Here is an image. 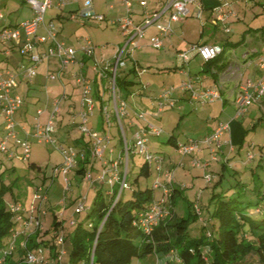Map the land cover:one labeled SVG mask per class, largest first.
Here are the masks:
<instances>
[{
	"label": "built area",
	"instance_id": "2783aa9c",
	"mask_svg": "<svg viewBox=\"0 0 264 264\" xmlns=\"http://www.w3.org/2000/svg\"><path fill=\"white\" fill-rule=\"evenodd\" d=\"M25 4L32 8L33 15L27 20H23L15 24L14 26H3L0 29V54L10 57L15 47L20 51L22 56L29 62L27 65H23L19 70L13 71L8 69H0V110L4 114L5 127L3 134L0 136V153L7 154V157L11 160L17 159L22 161H29L32 154V144L49 145L58 150L60 157L63 158V162L56 169V172L63 177V184L65 186L64 194L70 191V175L74 173V170L79 166V161L86 160L87 152L81 150L79 147L67 146L59 144L57 137V115L61 112V98L56 99L53 103V109L49 113V118L46 123H42L38 118L43 112L39 110L36 115V121L32 124L30 130H26L24 126L20 125L15 119V115L18 110L24 105L23 97L15 93V89L19 85V77L24 80H32L36 74V69L44 61H48L52 58L58 59L61 65L60 71L57 74L48 73L47 76L50 80H57L61 71H65L72 64L77 61V54L83 53L84 58H93L95 54V47L91 43L90 37L86 36L82 43L79 44V49L75 47L66 46V42L63 39L60 31L55 28L53 24L48 26L45 23L44 16L48 10L57 7L58 9H66L69 4L74 0H24ZM93 0H84L83 8L78 12H73L69 15V18L76 22H94L102 23L106 20L102 13H96L93 9ZM164 2L163 12L169 9L168 19L166 24H158L156 19L159 18L162 12H157L149 15L147 0H137L143 9V21L139 24L134 22L133 3L132 0H118L125 8V14L119 21V31H121L124 41L122 46H117L116 52L111 60H105L101 58L99 61L95 60L94 72L97 76L105 77L108 80V87L110 89V106L103 105L101 115H103L105 122V130L102 134L94 131L90 125V119L94 116L96 110V102L94 101V88L92 81L80 73L76 77L77 85L81 88L82 98H80L81 107L78 112L73 114L74 122H77V128L81 131V134L85 137L91 138V148L89 157L102 165L99 170V174L95 179L92 171H87L84 178L88 181L91 180V186L96 184H104L105 182L110 184V190L112 191L115 185L120 184V192L128 188L126 182L129 174V161L130 154L136 153L146 160L149 166L154 165L156 171H160V164L164 161L162 155L152 154L149 151L147 137H158L163 134L162 129L154 127L145 118V113L135 112V116L141 120L143 127L137 132L135 131L130 142L126 140V129L123 127L124 121L128 119L132 114L129 111V104L127 100L122 99L119 87H117L118 70L127 68L128 59L139 49L138 42L144 37L145 29L155 25L158 34L154 35L149 44L152 48H161L163 46L162 40L173 33L171 25L173 23L181 22V20L188 18L189 6H196L194 14L197 18L201 17V0H162ZM213 25H219L222 30L229 33V26L231 18L236 15L232 12V6L227 0H217L216 6L212 10ZM4 15L0 12V18ZM45 26V33L40 35L38 30ZM222 52V48L219 45L209 44L201 45L195 43L178 53L177 63L178 69L182 74L186 76L183 80L182 91L188 92V98L191 102H200L201 104H212L214 101H220L221 96L215 88L203 89L197 82L198 77H192L190 73L184 69V67L190 63V61L196 56H200L203 61H209L210 59L218 56ZM256 67L260 70L259 78L254 80H247L246 83L241 84L238 93L235 94L234 110L235 116L246 113L248 106L256 102H261L264 99V56L259 57L256 60ZM170 93L166 92L163 95L157 97V106L155 113H162L164 109L174 107L176 105L175 99L169 97ZM112 121H116V126L120 128L122 132L123 151L120 152L117 159L109 160L105 157V153H114V149L111 148L112 144ZM228 124H219L209 135H203L196 139L187 138L185 143L178 144L176 146V153L182 158L186 156L190 157V166L193 168H206L207 163L199 160L195 154L204 147L209 152L210 161L216 160L215 148L220 146V136L228 130ZM232 147L230 146L229 149ZM248 161L253 159L252 155H248ZM120 166L124 167V173L120 170ZM211 175L205 174L204 180L211 182ZM166 183H155L153 189L162 190L161 194L168 200L170 198L171 187L174 181L173 174H165ZM97 186V185H96ZM43 189L39 187L33 197V205L31 208H27L23 203H11V213L14 216L15 225L10 228L11 237L8 241V247L2 250L0 256V264H4L7 257L17 251L25 250L23 254V260L26 264H50V257L53 256L52 264H62L66 249H65V237L66 234L63 229L58 228L54 230L52 238L54 248L47 249L43 244L39 245L35 250H28V242L33 234L41 230L43 232V219L47 216V210L45 208V199L47 195H43ZM66 196V195H65ZM65 196L61 201V205L65 202ZM78 205L75 213H80L88 209L85 205L86 198L79 196ZM169 202V201H168ZM168 202L164 200L158 201L155 199L147 211L141 214V218L137 221V224L143 229L147 236L153 232L154 228L159 223L170 217L171 209L166 207ZM197 215L200 216L199 209H196ZM202 218L198 220L201 221ZM76 224L75 221L71 223L72 226ZM208 236V235H207ZM52 249L54 250L52 253ZM50 252V256L49 253ZM175 260H178L175 253L172 254Z\"/></svg>",
	"mask_w": 264,
	"mask_h": 264
},
{
	"label": "rangeland",
	"instance_id": "374dc122",
	"mask_svg": "<svg viewBox=\"0 0 264 264\" xmlns=\"http://www.w3.org/2000/svg\"><path fill=\"white\" fill-rule=\"evenodd\" d=\"M0 12H4L6 16L10 18V21H14L16 17L20 15L22 10V5L20 4L19 0H12V4L15 2L17 5L13 4L12 8L7 6L10 0H0ZM230 1V0H228ZM234 4V11L237 12L239 15V19L237 18L235 21L229 23V34L222 33L219 28L215 29L209 24H205L203 28H200L203 21L198 19L196 16L189 18L188 20L196 26L197 32H204L203 41L215 43L217 45H221L223 43V39L226 38L232 43H237L242 34L246 30L250 29H258V34H261V39H255L254 34L255 30L250 31V38L251 41L248 44L260 43L262 44L261 53L264 54V0H233ZM54 10H49L47 13V18L49 17L54 18L55 16ZM58 21V20H57ZM73 22V21H72ZM202 22V23H201ZM75 23V22H74ZM58 30L64 36L65 34L62 33V24L60 22H56ZM64 25L68 26V22ZM104 26V25H103ZM103 26L98 27H88L83 30V33L79 35L81 40L84 37L88 36L91 39V43L95 47V54L93 58H88L89 64L91 68H94L95 60H100L104 58L105 60H111V56L115 51V46H117V42L121 41L120 34L115 29L111 31L108 29L107 31L102 28ZM179 29V28H178ZM199 29V30H198ZM184 28L179 29V32H182ZM263 37V38H262ZM195 38H198V35L195 37H185L186 42L193 41ZM64 39V38H63ZM82 42H76V40L71 41V45L76 47L77 50L79 49V44ZM121 43V42H120ZM177 48V47H176ZM175 48V49H176ZM105 51L104 55H101L100 51ZM183 50V49H182ZM144 51V50H143ZM99 52V53H98ZM176 51L172 49L164 48V45L159 48H148L147 51L141 52L139 55H135L134 58L128 59V68L137 66L136 72L137 77L134 74H131V77L134 81H136L134 86L130 87L128 92L123 91L121 93V98L128 101L129 104V111L133 117L135 125L133 127H127L128 121H124L123 127L126 129V140L130 142L131 138L133 137V132H137L141 125L144 123L139 120L134 114L135 112L138 113H145V118L150 122L154 127H159L162 129L163 134L158 136V138H148V147L149 152L154 154H160L163 156L164 161L160 164L161 170L158 172L155 170L154 166H149L150 174L147 177H141L138 179L139 187L142 189H146V187L153 188L155 183H166L165 181V174L170 173L173 174L174 179H177L181 192L177 194L175 197L174 204L172 208L174 209L176 215L180 219H187V230H190V235L194 237V239L199 240L203 238V235H208L214 231L217 227L216 221H211L210 212L211 208L209 205V199L211 196V191L213 190H222L227 189L230 184H236V182L246 183L245 194L246 198H249V194H251V190L257 187L261 188V191L264 192V119L261 123H256L254 128H251L253 120H244L246 125H248V134L245 136L244 146L240 150V154H235L237 161L235 158L228 163V167H226L225 172L223 173L224 176L220 179L219 182L218 177L220 176V172L217 175L209 172L207 174L211 175V182L207 183L203 175L200 176L198 169H192L187 167L186 169L177 167V166H169L170 162L174 161L177 164L180 162L181 156L176 153V146L175 145H168L166 144L167 137L173 133L175 135L178 144L184 143L185 138L189 137L190 135H195L193 133L198 132L205 121H207V125L209 123H213L214 119L217 118V114H212L205 116L203 113L204 111H208V108L211 104H201L200 102H191L188 98V92L182 91V82L185 80L186 76L180 74V70L178 69L177 63V56ZM197 57V62L192 66L191 69H196L200 62H203L200 56ZM195 57V58H196ZM139 59V64L136 62ZM185 70L188 71L187 65L184 67ZM120 72V70H118ZM190 71V70H189ZM188 71V72H189ZM195 72L190 71V75L192 77H196ZM96 74V73H95ZM194 74V75H193ZM28 85L26 83L23 84L22 81H19V85L14 90L16 94H21L23 99H25V103L23 104L28 105L31 111L37 110L39 108H43V104L38 102L37 100L45 97L43 94V90H40L38 87L33 86L30 90H28ZM75 86L78 87L77 82L75 81ZM107 89L105 91L104 101L107 105L110 106V89L106 86ZM79 88V87H78ZM169 92V97L175 99L176 102H183L184 100L185 105L183 109L177 110L178 107H170L168 109H164L163 112L158 113L156 115L155 110L157 106V97L159 95H163L164 93ZM185 98V99H184ZM80 99V98H79ZM184 99V100H183ZM24 101V100H23ZM96 110L94 115L96 118L102 117L100 115V104H96ZM184 111V112H183ZM3 113L0 110V136L3 134L1 132L2 129L5 127V119L3 117ZM184 118H180L183 116ZM213 116V117H212ZM73 117V116H72ZM157 117V119H156ZM252 116L251 118H253ZM264 118V117H263ZM72 119V118H71ZM67 123L69 120L64 119ZM73 120V119H72ZM255 120V119H254ZM117 122L112 121L111 130L112 135L114 136L112 139L111 148L114 149V153L109 154L107 151L105 153V157H108L109 160L117 159L120 152L123 150L122 142L120 138H123L122 132L120 128L116 126ZM75 125V124H74ZM58 126V125H57ZM57 129V128H56ZM100 131H103L102 128ZM57 137L59 139V144H64L67 146H72L74 139L78 137H82L81 131L74 126V129L71 130V136L69 137L68 133L60 129L58 130ZM192 137V136H190ZM87 138V137H86ZM253 141V145L250 144ZM256 144V145H255ZM263 151L262 160H259L260 150ZM32 154L30 156L29 161H22L17 159H9L7 154L0 153V191L3 193V202L6 205L7 212L11 211V203H23L27 206V208H31L33 205L32 197L35 194L36 190L41 187L43 189V195H47L45 199V208H47V203L49 200L56 207L54 210L47 209V224L43 225V232L45 231L46 235L53 238L54 230L51 228V224L54 221V211L62 219L63 222V231L65 234L73 233L75 227L71 225L73 221L76 223L78 220H85L86 218V211L80 213H74L76 210L77 205L72 203L70 205L71 199L74 196H77V199L80 197L88 199L85 203L86 207H90L93 202V196L96 194V188L91 186V180L88 181L84 178V176L74 172V174L70 175V191H67L64 194L65 186L63 184V176L56 172V169L59 165L63 162V158L60 157V153L58 150L54 149L52 146L49 145H38L36 143L32 144ZM238 148V147H237ZM235 148V150H237ZM248 155H252L255 159L253 162L248 165L247 157ZM130 161L128 166V180L129 184L134 183L133 180L140 175V168L144 165V158L136 153H131ZM244 162V163H243ZM259 162V164H257ZM31 163H36V167H31ZM216 165L220 166L219 162H214ZM255 169L254 173L252 174L251 169ZM221 168V167H219ZM120 170L124 173V167L120 166ZM237 171V173H235ZM92 172H94L92 170ZM96 174V172H95ZM97 175V174H96ZM46 177V179H45ZM95 177V176H94ZM62 183V184H61ZM101 184H97L100 186ZM103 189L107 190L110 187V184L104 183L102 184ZM135 188L138 187L136 183L133 184ZM63 188V190H62ZM214 191V192H215ZM162 190L155 189L154 196L155 199L158 201L164 200L168 202L169 200L161 194ZM132 191L131 189L124 190V194L122 195L124 199L131 198ZM66 195V196H65ZM65 196V202L59 206V202L62 201L63 197ZM48 200V201H47ZM79 200V199H78ZM58 203V204H57ZM69 203V204H68ZM61 204V202H60ZM67 206V211L65 212V216L60 214V210ZM75 205V206H74ZM196 209H199L201 212L200 218L201 221L198 219L193 218V216L189 215V212L194 214ZM255 208L250 209V213L253 217L258 218L260 213H255ZM197 214V212H196ZM58 220V219H57ZM44 223V222H43ZM204 227V228H203ZM41 230L37 231L36 234L32 235V238L36 240L40 237H45V235L41 236L43 233ZM52 238L49 239L47 242H44V247L47 249L51 248L53 245ZM209 238L206 237V239ZM209 240V239H208ZM66 245V254L63 260V264H67L69 255L68 251L71 250L72 242L69 240L68 237L65 239ZM200 250H202L203 256H206L208 259L212 257V252L209 249L208 245H205ZM52 249V253H53ZM18 253V252H17ZM15 254V259L20 258L18 255ZM168 258L170 260L173 259L172 255H169ZM53 259L51 255L50 261ZM140 258H136L137 261ZM257 256L255 254H249L246 259H244L245 264H256ZM23 260V259H22ZM142 261L141 264H156L158 258L155 254L151 253L148 256L140 259ZM24 260L22 261V263ZM26 264V263H23ZM49 264V263H48Z\"/></svg>",
	"mask_w": 264,
	"mask_h": 264
},
{
	"label": "trees",
	"instance_id": "16d2710c",
	"mask_svg": "<svg viewBox=\"0 0 264 264\" xmlns=\"http://www.w3.org/2000/svg\"><path fill=\"white\" fill-rule=\"evenodd\" d=\"M213 26L220 27L219 25ZM251 30H255L256 33L259 31L258 29H250L246 30L244 34L249 33ZM241 42L242 40L237 44ZM237 44L233 47H236ZM221 48L222 52L218 56L209 61L202 60L201 72L210 73V77L214 82L228 65L225 52L229 50V44L226 42ZM134 69L133 67L130 68L125 72L126 74H123L121 70L120 72L117 71L116 84L122 92H128L130 87L136 84V81L130 77L131 74L137 77V72ZM196 77L200 80L198 75ZM105 79V77H100V82L108 86V80L106 79V83ZM199 80L197 82L203 89H210L204 88ZM100 82H97L95 86L97 87ZM214 88L219 92V89ZM97 95L96 100L102 108L105 102L101 99L102 95ZM72 124L77 126V122ZM141 127H143V124ZM90 139L82 135L81 138L74 139L72 145L87 152L86 160L79 161V166L74 170L82 176L87 171L94 170L97 163L89 157ZM120 141L123 145L122 138H120ZM166 144L178 145L173 133L167 137ZM30 165L33 168L37 166L36 163ZM221 166L220 176L218 177L219 182L224 176L223 171L226 170L227 165L222 163ZM140 169V175L133 180L138 185L137 188L133 186L134 183L129 184L127 182V177V189L132 191L129 199H124L122 196L124 189L120 192V184L115 185L112 191L110 188L105 190L102 186H93L96 188V194L92 198L91 206L85 210L87 213L85 220H78L74 225L75 230L73 233L66 234V237L72 242L71 250L68 251L67 264H131L135 258L142 259L151 253L158 258V264H245L244 259L249 254L257 256L256 264H264V192L261 191L260 187L250 191V199L245 196L247 193L245 192L246 183L244 182H236V184H230L227 189L212 191L208 205L211 208L209 219L216 221L217 227L208 234L209 238L206 239L208 236L203 235V238L196 240L189 234L190 230H187L189 218L180 219L172 208L177 196L176 193L181 191L178 185L173 183L169 202L166 206L170 207L171 215L162 220L153 232L147 236L137 224V221L140 220L141 214L145 213L147 207L155 200L153 194L155 189L150 187L142 189L139 187L138 179L147 177L150 174L149 164L146 160H144V165ZM2 192L0 191V256L2 250L9 245L10 228L15 225L14 216L11 211L7 212L6 205L3 202ZM251 208H255V213H260L258 218L252 216L250 213ZM189 215L195 217V219L200 218L196 212L194 214L189 212ZM60 224L57 217H54L51 228L57 230ZM41 244L44 245V242L31 237L28 242V250H35ZM205 245H208L212 252V257L209 259L203 256L202 250H200ZM51 248H54V246L52 245ZM17 252L20 258L15 259L14 255L16 253H12L7 257L4 264H23L22 259L25 250L19 249ZM173 253L177 255L178 260L168 258Z\"/></svg>",
	"mask_w": 264,
	"mask_h": 264
},
{
	"label": "crops",
	"instance_id": "0c3cea01",
	"mask_svg": "<svg viewBox=\"0 0 264 264\" xmlns=\"http://www.w3.org/2000/svg\"><path fill=\"white\" fill-rule=\"evenodd\" d=\"M19 2L22 5L21 6L22 10L20 12V15L18 17H16L14 21H12V20L10 21V18L8 16H6L5 14H3L4 17L0 18V29L6 24L14 26L17 23L22 22L23 20H27L29 17H31L33 15L32 8L29 7L28 5H26L24 0H19ZM83 2H84V0H74L64 10L58 9L57 7L52 8V10H54L56 12L54 15L55 16L54 18H52L53 16L49 17V19L46 17L47 13L49 12V10H48L46 13V16H44L45 23L48 26H51V24H53L55 26V28H57V29H59V28L57 27L56 22H60L62 24L61 31L63 34H65L62 37L64 38V40L66 42L65 44L68 47H71V46L73 47V45H71V41H73V40H76V42L77 41L81 42L79 35H81L83 33H79V32H83V30L88 28L89 26L90 27H93V26L94 27H98V26L101 27L103 25L104 26L102 28H104V30H106V31L108 29L110 31L112 29H115L116 31H118V33L120 34L121 41L117 42L118 43L117 46H122V43L124 41V37L122 36L121 31H119V21L121 20V18L125 14L124 6L121 3H119L118 0H93L92 4H93L94 12L102 13L103 16L106 18L105 21H103L102 23L96 24V23L90 22V21L81 23V22H76L75 20L70 19L69 15H71L73 12H78L80 9L83 8V6H84ZM147 2H148V6H147L148 8L147 9L149 11V15H152L155 12H157L158 14L160 12H162L160 14L161 16L156 19V22H158V24H166L167 19H168L169 9H167L166 11L163 12L164 2L162 0H147ZM228 2L232 6V12H234V14L236 15L234 18H231V20H230V23H231V22L235 21L237 18L239 19V16H238L239 14L234 11V7H233L234 1L230 0ZM0 3H1V1H0ZM132 3H133L132 17L134 19V22L139 24V22L143 21V19H144V16L142 14L143 9H142L140 3L137 2V0H132ZM13 4L15 5V7L17 6L15 4V2ZM13 4H12V0H10V2L7 4V6H10V8H12ZM216 4H217V0H201V5H202V10L200 12L201 17L198 19L203 21V23L201 22L202 24H201L200 28H203L205 24H209V22H210L211 26H213L212 10L216 6ZM189 9H190V11H189L190 15L188 16V18L181 20V22L173 23L171 25V28L173 29V33L171 35L167 36V38H164L162 40L164 48H166L167 50L172 47V49L175 50L176 53H178V52L182 51V49L183 50L189 49V47L195 43H201V44H206V45L215 44V43H210V42L208 43V42L203 41L201 39L204 36V32L202 30H201V32H197L196 26L194 27V24L191 22L193 20H190V21L188 20L189 18L195 16V14H194V10H196L195 4L190 5ZM66 22H68V26L64 25ZM154 26L155 25L153 24L152 26L145 29L146 30L145 35L138 42L140 47L138 50H136V52L132 56L133 58L135 57L136 54L139 55L141 52H144V51L146 52L148 48H151V46L149 44V40L154 35L158 34V31H157V29H155ZM213 27L215 29L219 28V30L222 31V33H226L222 30L221 27H215V26H213ZM178 28L179 29L184 28V30H182V32H179ZM45 30H46L45 26L42 25V27L38 30V34H40V35L44 34ZM226 34H229V33H226ZM251 34H254L253 37H255V39H261V36H262L261 34H258L256 32L251 33ZM251 34H250V32L245 33V34L243 33L242 37H240V39H239V41L242 40V42L239 44L232 43L226 38L223 39V43L221 45L219 44V46H223V44L227 42L229 44L230 48L228 51L225 52V58L228 62V65H226V67H225L226 69L224 70V72H222L221 74L218 75L216 82H214L212 80V78L210 77V73H206V72L202 73L201 72V66H202L203 62H200L198 64L199 66H197L196 69H194V70L191 69L192 66L198 61L197 57L192 59L191 62L188 64V66H187L188 71L190 70L191 73L195 72L194 74H196V76L197 75L199 76V78H200L199 82L202 84V86L204 88H210L211 89V88L216 87L217 89H219V96H221V100L212 102V104L208 108V111L203 112L205 114V116H208V117H209V115H212L215 113L217 114V118H213L214 119L213 123H209L207 125V121H205V123L202 124L203 128H201L198 132L193 133L195 135H190L192 137L189 136L187 138H190V139L191 138H199L203 135L204 136L209 135L213 131V129L219 124H228L229 128L226 132H224L223 135L220 136L219 148L218 147L215 148L216 160L210 161L209 154H208L209 152H207V150L204 147H202V149H200V151L196 152L195 156L199 160H201L202 162L207 163L206 168L205 167L204 168H202V167H200V168L191 167L189 164L191 159L188 156H186L185 158L181 157L179 160L180 162L178 164L174 161L170 162L169 166H171V167L177 166V167H180L183 169H186L187 167L192 168V169H198L200 176L203 175V177L209 171L211 173H213L214 175L215 174L217 175L218 172H221V168H222L221 164L222 163L227 165L226 167H228V165H229L228 163H230L231 160H233V158H235V161H237L236 158H238V157H236L235 154H238V155L240 154V150L244 146V142L246 139L245 136L248 134V125H246L244 120L249 119V120L254 121V122H252L253 124H252L251 128H254V126L256 125L255 122L261 123V121H263V119H264L263 118L264 117V99L259 103L256 102V103H253L252 105L248 106L246 113L240 115V117L235 116V110H234V107H235L234 106V100L236 97L235 94L238 93L240 85L243 83L245 84L247 80L252 81L256 78H259V76H260V70L258 69V67H256V60L259 57L264 56V54L261 53V50H263L262 44H260V43L248 44V42L251 41V38H250ZM195 35H198V38H195L193 41L186 42L185 37H187V36L195 37ZM239 41H237V42H239ZM236 44H237V46L233 47V45H236ZM215 45H217V44H215ZM117 46H115V47L117 48ZM116 48H115L113 55L116 52ZM103 50L104 49H102V51H100L101 55L105 54V51L103 52ZM112 58H113V56H111V59ZM136 62L139 64V59H137ZM28 63L29 62L26 60V58H24L22 56V54L17 49V47H15V50H13L10 57L4 55L3 53L0 54V69H5V70L8 69V70L16 71V70H19L21 66L27 65ZM127 67H128V65H127ZM130 68H132V67H130ZM130 68H128V69L126 68V69H123L121 71H123V74H126L125 72H127V70H129ZM133 68H135L134 70L136 72L137 66L135 65V67H133ZM60 69H61V65H60V62L58 61V59L52 58L48 61H44L43 64H41L37 67V69H36L37 72L34 75L35 77L32 80L28 81V80H24L22 77H19V81H22L23 84L26 83L28 85L27 86L28 90H30L33 86H36L40 90H43V92H44L43 94L45 95L43 100H41V99L37 100L38 102H41V104H43L44 109L39 108V109L34 110V111H31L29 106L25 105L26 104L25 99H23L24 100L23 102L25 104L18 110L17 114L15 115V119L17 120V122H19L20 125L24 126L27 131L30 130V128H32V124L36 121V115H37L39 110H42L43 113L38 118L40 119V121L43 124L46 123V121L49 118L48 117L49 113L53 109V105H54L53 102L56 99L61 98L62 107H61V112H59V114L57 115V125L58 126L56 127L57 128L56 131H57V134H59L58 130L63 129L68 133L69 137L71 136V130L74 129V126L72 124L74 122V120H72L74 117L73 114L75 112H78L80 110V107H81V102H80L79 98H82V91H81V88H78L75 86L76 77H77V75L79 76L80 73L84 74L85 77H87L88 79H90L92 81V86L94 88V96H95L94 101L96 102V104L98 103V101L96 100V98L98 96L97 94L102 95L101 99L104 101V96H105L104 94H105V91L107 89L106 84H103L102 82H100V78L97 76V74H95V72L93 71L94 69H92L90 64H89L88 57L84 58L83 53L79 52L77 54L76 63L72 64L65 71H61L59 74L60 76L58 77L57 80H50V78H48V76H47L48 73L57 74L58 71H60ZM190 71H189V73H190ZM179 72L182 76L184 75L181 73V71H179ZM97 82H100V84H98V86L96 87L95 84H97ZM105 82L107 83L106 79H105ZM19 95H21V94H19ZM185 102H186L185 100L183 102H177L176 106H175V107H178L177 110L181 111L185 105ZM105 104H106V102H105ZM101 111H102V108H100V115H101ZM156 115H158V113ZM252 116H254V117L251 118ZM65 118L69 120L67 123L64 120ZM180 118H184V115L180 116ZM156 119H157V117H156ZM125 121H128L127 127H133L135 125L133 115H131ZM105 125L106 124L104 122L103 115H102L101 119L96 118L95 115L93 117H91V119H90V125L89 126L92 129H94L95 132H97L99 134H102V132L105 130L104 129ZM99 128H102L103 131H100L101 129H99ZM1 132H3V129L1 130ZM133 133H135V132H133ZM132 135H134V134H132ZM112 137H114V136L112 135ZM150 138H153V137H150ZM187 138H185L186 139L185 142L187 141ZM175 140H176V138H175ZM252 142L253 141H251L250 144L253 145ZM230 146L232 147L231 149H229ZM235 148H237V150H235ZM259 150H260L259 160L261 161L263 151L261 150L260 146H259ZM254 159H255L254 157L250 161H248V159H247V162H248L247 164L250 165V163L253 162ZM214 162H219L220 166L216 165V163H214ZM257 164H259V162ZM219 167H221V168H219ZM101 168H102V165L97 162L95 164V169L93 170L94 171L93 175L95 176V179L97 178V176L100 172L99 170ZM254 171H255V169L252 168L251 169L252 174L254 173ZM95 172L97 175L95 174ZM224 172L225 171H223V173ZM235 173H237V171H235ZM174 181H176V184L179 187V184H178L179 181H177V179H174ZM100 186H102V185H100ZM179 189H180V187H179ZM62 190H63V188H62ZM179 193H176V195ZM77 197H78V195L74 196L71 199L70 205L72 203H74L75 205H78ZM86 199H87V197H86ZM87 201H88V199H87ZM60 202H59V204L57 203L59 206H61ZM68 204L66 205L65 208H63L59 211L62 216H65V212L67 211L66 209H67ZM46 206H47L46 210L47 209L48 210L49 209L54 210V208L56 209V207L53 206V204L51 203L50 200ZM55 212L56 211H54V214H55V217H57V219H58L57 221L59 223H61L58 226V228L64 229L62 219L60 217H58V215ZM200 214H201V212H200ZM47 221L48 220H47V216H46L43 219V222H44L43 225L47 224ZM45 233L46 232L44 231L41 235V236L45 235V237L44 236L40 237L39 239H37V241L47 242L49 239L52 238V237L49 238V236L46 235ZM69 233H67V234H69ZM65 245H66V242H65ZM48 253L50 256L51 255L50 252H48ZM158 262L159 261H157L156 264H158ZM52 263L53 262L51 260L50 264H52ZM141 263H142V261H140V259H138L137 261L134 260L131 264H141Z\"/></svg>",
	"mask_w": 264,
	"mask_h": 264
}]
</instances>
